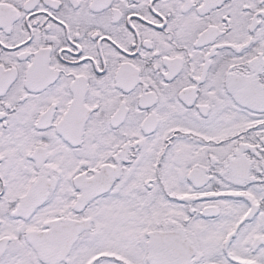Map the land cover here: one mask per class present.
<instances>
[{"label":"snow or ice","instance_id":"snow-or-ice-1","mask_svg":"<svg viewBox=\"0 0 264 264\" xmlns=\"http://www.w3.org/2000/svg\"><path fill=\"white\" fill-rule=\"evenodd\" d=\"M0 264H264V0H0Z\"/></svg>","mask_w":264,"mask_h":264}]
</instances>
